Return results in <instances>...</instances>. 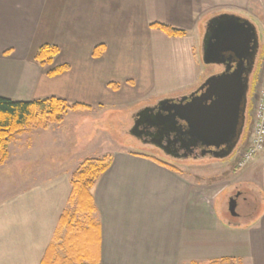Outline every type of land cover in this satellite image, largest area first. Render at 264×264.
Segmentation results:
<instances>
[{
	"label": "crops",
	"instance_id": "0c3cea01",
	"mask_svg": "<svg viewBox=\"0 0 264 264\" xmlns=\"http://www.w3.org/2000/svg\"><path fill=\"white\" fill-rule=\"evenodd\" d=\"M208 7L198 0H0V98H57L89 106L83 114L90 115L148 95L182 96L205 77L194 57L198 44L151 25L197 31L199 20L215 15L206 16ZM45 45L59 49L50 66L35 59ZM63 126L17 135L0 165V181H9L0 182V264H42L49 248L67 238L61 221L71 205L70 163L43 159L37 172H23L29 169L23 161H39L40 132L56 136ZM112 156L91 191L101 264H264L263 153L240 173L263 193L259 215L246 225L223 221L217 198L206 194L213 187L173 165L129 151ZM14 159L22 163L19 170L9 169ZM16 179L28 184L14 187Z\"/></svg>",
	"mask_w": 264,
	"mask_h": 264
},
{
	"label": "rangeland",
	"instance_id": "374dc122",
	"mask_svg": "<svg viewBox=\"0 0 264 264\" xmlns=\"http://www.w3.org/2000/svg\"><path fill=\"white\" fill-rule=\"evenodd\" d=\"M198 1H206L209 4L211 11H208L206 16H210L214 13L215 15L210 18L208 17L209 19L206 18L199 20V29L197 31L194 29L193 32L185 31L186 35L183 39L185 42L190 40L193 41V43L196 42L198 44L196 46V50H194V57L196 59L197 70L200 73L203 72L205 77L204 79H200L198 84L191 85L189 91H186L182 96H177L172 99H180L183 96L190 95L196 91L208 77L222 72L223 67L206 66L202 61L201 50L202 41L205 35V28L207 23L213 17L220 14H234L248 19L257 26V32L260 40V49L256 59L255 69L250 77L244 131L237 148L229 158L224 160H215L210 158H199L197 160L189 158L187 160H176L166 156L158 148H155L150 144H144L143 141L132 136L131 131L135 127L138 113L146 108L156 106L161 101L157 99V95H148L147 98L139 101L138 103H132L130 106H126L120 110H110L111 112L109 111L108 113L105 111H94L89 115L83 114L85 111H69L63 121V130L56 133V136L52 135L51 132L47 134L40 132L41 137H37L39 141H41V145L34 150L35 158L37 157L39 161L36 159L34 161H23L25 162L23 165L26 166V168H29L23 172L27 175H30L34 169L35 172H37L38 170L36 169V166H38L44 159L45 161H50L53 164L62 163L65 165L70 163L69 165L72 167L70 168L72 173L71 177L73 178L74 174L79 170L81 164L86 160L91 158H100L106 155L113 157L112 154L119 150L129 151L134 154L138 153L149 157H158L161 161L169 163L171 166L173 165L178 168V170H181L185 175L189 176L191 180L197 181L206 187H213L206 188V194L217 198L218 204L216 205V208L223 221L231 224L246 225L257 217L263 207V193L261 186L255 183L242 182L240 176L242 170H238L236 168V161L239 154H241L251 144L253 138L252 132L254 105L256 103L255 98L258 94V90L263 84L264 79V70L262 68V64L264 62V0ZM173 21L176 23L180 22L181 19L175 15L173 17ZM153 94H156V92L154 91ZM24 133L25 132L22 134ZM16 136L17 135H15L13 139ZM54 138L58 140L53 142L52 140ZM38 139L35 138L31 140L32 142H37ZM50 141H52V146H50ZM258 157L259 156L253 159L251 164L256 161ZM21 165L22 163L20 159H14L12 165L9 166V169L19 170ZM26 180H14V187H17L18 185H27L28 183L25 182ZM0 182L8 183L9 181L2 180ZM210 191L212 192L208 193ZM239 192L241 194L238 198V206L236 210L238 217H232L229 212V202L230 199L236 196ZM0 196L2 195L0 194ZM95 211L94 207V212L89 215V217H87L88 215L84 212L76 213L75 203L72 202L68 208L69 221H71L74 226L84 227L87 225L88 219H92L95 222ZM61 254H64V251H62Z\"/></svg>",
	"mask_w": 264,
	"mask_h": 264
},
{
	"label": "water",
	"instance_id": "95a60500",
	"mask_svg": "<svg viewBox=\"0 0 264 264\" xmlns=\"http://www.w3.org/2000/svg\"><path fill=\"white\" fill-rule=\"evenodd\" d=\"M260 49L255 25L233 14H220L206 25L202 61L221 66L193 93L163 99L138 113L132 136L176 160H224L237 148L245 125L250 77ZM144 136V137H143ZM240 193L229 202L237 216Z\"/></svg>",
	"mask_w": 264,
	"mask_h": 264
},
{
	"label": "trees",
	"instance_id": "16d2710c",
	"mask_svg": "<svg viewBox=\"0 0 264 264\" xmlns=\"http://www.w3.org/2000/svg\"><path fill=\"white\" fill-rule=\"evenodd\" d=\"M151 26L170 37H183L186 35L183 30L162 24L155 23ZM101 51L99 50V53ZM58 54L59 49L57 47L45 45L38 50L35 59L43 66H50ZM67 70V66L53 69L49 75L54 77ZM89 109L90 107L87 105L70 104L57 98L37 101H13L0 98V164H4L7 160L9 145L15 135L22 134L30 129L47 130L51 126L62 124L69 111L83 112ZM150 158L160 162L156 157ZM111 164L112 157L110 155L91 158L83 162L73 178L71 177V203H75L76 213L84 212L89 217L94 212L91 191ZM164 164L173 168L169 163L164 162ZM61 223L63 226H67V238L63 239L62 243L53 244L49 248L47 257L42 264H101L100 239H96L97 226L93 223V220L88 219V223L84 227L74 226L69 221L67 212L63 215ZM62 251H64V254H61ZM208 264L238 263L233 259H221Z\"/></svg>",
	"mask_w": 264,
	"mask_h": 264
},
{
	"label": "built area",
	"instance_id": "2783aa9c",
	"mask_svg": "<svg viewBox=\"0 0 264 264\" xmlns=\"http://www.w3.org/2000/svg\"><path fill=\"white\" fill-rule=\"evenodd\" d=\"M264 70V62L262 64ZM253 113V140L250 146L239 154L237 166L246 167L258 154L264 152V79L255 98Z\"/></svg>",
	"mask_w": 264,
	"mask_h": 264
},
{
	"label": "flooded vegetation",
	"instance_id": "af4514ba",
	"mask_svg": "<svg viewBox=\"0 0 264 264\" xmlns=\"http://www.w3.org/2000/svg\"><path fill=\"white\" fill-rule=\"evenodd\" d=\"M143 137H144V136H143ZM239 193H240V192H239ZM239 193H238V194H239ZM240 194H241V193H240Z\"/></svg>",
	"mask_w": 264,
	"mask_h": 264
}]
</instances>
